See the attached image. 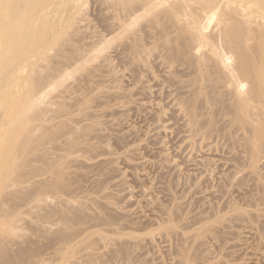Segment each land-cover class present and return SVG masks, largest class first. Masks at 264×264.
I'll return each mask as SVG.
<instances>
[{
	"label": "bare ground",
	"instance_id": "bare-ground-1",
	"mask_svg": "<svg viewBox=\"0 0 264 264\" xmlns=\"http://www.w3.org/2000/svg\"><path fill=\"white\" fill-rule=\"evenodd\" d=\"M89 1L0 0V189L3 195L6 194L4 190L10 191L7 193L11 198L10 203L17 202L18 198L22 201L30 198L37 201V217L41 223L40 238L44 240L46 246L55 247L58 252L63 253L70 252L75 247H96L97 241H92L94 235H98L99 241L105 243L108 242L110 235L116 237L127 235L128 229L136 230V226L139 225L130 218V215H125L124 212L123 215L116 216L114 213L113 215L106 210L108 207L97 203L95 205L99 206L97 208L101 211L88 213L91 209L88 206L91 198L87 195L88 198L84 197V193L80 192L86 177L77 176L70 170L73 167L70 165V157L81 153L84 155L83 160L86 158L90 163L95 157L97 160V156H100L94 157V153L98 154L97 151H101L100 145L108 141L102 133L99 136L96 134L95 138L92 137L103 122L100 111L96 110L97 112L94 111L93 114L91 112L90 115H85V121L78 122L72 117L76 105L71 106L61 101L63 99L59 96L60 92L57 95L64 87L63 82L75 71L82 68L85 71L86 63L92 60L89 58L84 66V59L80 60L83 55L82 48L79 50L73 47L77 44L74 36L79 30L78 18L86 10L85 6L89 5ZM98 2L104 7L103 12L107 10L111 13L109 17L112 20H109L113 29H111L113 36L111 35L109 40L106 38L108 36H104L107 40L100 42L104 47L98 53L106 52L111 45L116 44L118 59L122 66L133 74L134 87L141 84L145 78L148 84L157 80L161 91L164 90L163 99L172 98L171 100L177 102V106L180 107L181 113H184L192 140L195 137L208 140L214 138V135H220L224 140L229 138L226 140L230 141L234 149H237L234 151L241 155L236 161L237 168L245 170L249 168L257 172L261 168V161L264 160V0H98ZM72 6L74 8L80 6L79 12L68 19L66 13ZM103 17L102 15L101 18ZM69 59L77 61L74 65L82 61L83 66L79 64L74 69L72 67L73 70L70 67L71 71L66 74L65 64ZM85 72L90 73L89 69ZM116 87L118 89V86ZM149 89L151 90L150 87ZM50 96L55 97L49 99L53 101H46ZM87 102L84 99L82 105ZM160 103L162 106V102ZM83 122H86V125ZM108 137L107 135L106 138ZM233 159L235 161V158ZM97 163L95 161L94 164ZM237 175L229 179L226 188L237 186L234 183ZM240 182L238 186L243 185V181ZM27 184H30L32 191L23 189L22 186H28ZM100 188H103L102 184H98V189ZM64 194H76L72 205L58 202L52 206L53 204L48 203L54 195L62 197ZM85 198L89 201L87 202ZM12 205L6 207L15 211L16 207L13 209ZM236 206L225 204L223 207H217L211 219L221 218V214L230 209L229 207L231 209L234 207V210L238 211L239 208ZM180 208L182 207L177 206L168 212L169 217L172 214L175 217V214L182 212ZM8 210L2 209L0 218L4 217ZM199 218L202 219L196 225L209 223L206 221L210 218ZM103 227L107 228L104 230ZM14 228L11 225L8 231L3 229L0 220V232L13 234ZM141 228L143 230V227ZM125 243L127 242L124 241L121 247H127ZM13 254L8 248H0V264L27 262L40 264L37 253L31 249L21 250L17 255Z\"/></svg>",
	"mask_w": 264,
	"mask_h": 264
},
{
	"label": "rangeland",
	"instance_id": "rangeland-1",
	"mask_svg": "<svg viewBox=\"0 0 264 264\" xmlns=\"http://www.w3.org/2000/svg\"><path fill=\"white\" fill-rule=\"evenodd\" d=\"M88 4L85 6L87 12L83 7L85 15L83 13L79 18L77 17L79 20H77L79 22L77 29L79 30L76 34L78 36H74L77 44L73 47L79 48V50L82 48L83 55L80 60L84 59V66L85 61L95 60H90V63H86L85 66L87 68L85 71L89 69L91 74L89 73V75L88 72V75L85 74L84 68L75 71L71 77L65 80L66 82H63L64 87L57 92V95L60 92L59 96H62L61 99H63L61 101L71 106L76 105L73 108L75 110L72 116L73 120L82 122L91 112L93 114L96 110L100 111L103 122L97 128L98 132L95 133V136L92 135L94 132L90 134L95 138L96 134L99 136L102 133L108 141L105 142L106 144L100 145L101 151H97L98 154L94 153V157L100 156H97L98 161L96 157L94 161L91 160L93 162H90L91 165L89 161H86V158H84L86 161L84 163V155L81 153L80 156L78 155L79 157L77 154L73 155L76 158L70 157V165L73 166L70 170L77 176L86 177L87 182L83 183L84 186L81 187L80 192L84 193V197L90 196L89 198L94 201L92 204L93 201L91 199L89 201L86 196L85 199L87 202L89 201L88 206L91 208L88 213L100 212L97 205H103V207L109 208L106 210L116 216L123 215V212L125 215H130V218L138 222L139 225L138 227L135 225L136 230L128 229L127 235L119 237L110 235L108 242L105 243L99 241L98 235H94L92 241H97L96 247H75L74 250L67 253L58 252L55 247L46 246L44 240L40 238L39 225L41 223L38 222L37 217V201L32 198L22 201L18 198L16 204L10 203V195L7 196L10 191L4 190L6 194L3 195L4 193L0 189V211L8 210L9 207L6 206L9 204L14 205H12L13 209L16 207L15 211L11 208L5 212L4 217L0 218L3 229L8 231L11 225L15 227L13 234L6 231L0 232V248L10 249L12 254L16 250V254L13 255L19 254L21 250L31 249L37 253L40 264H264V160L261 161V168L258 170L260 172H253L249 168L246 170L237 168L236 161L241 155L234 151L237 149H234L232 143L226 140L229 138L224 140L222 136L214 135V138L208 140L200 137H195L192 140L184 113H181L180 107L177 106V102L171 100L172 98L163 99L164 90L161 91L157 80H154L155 83L151 80L152 84H148L147 78H145L141 84L134 87L133 74L128 68L122 66L118 59L116 44H114L115 46L111 45L110 48L108 46L109 50L106 48L108 51L102 52L103 54L98 53L104 47L101 46L102 43L100 45V42H105L106 38L109 40L113 36V29L110 26L112 25L110 22L112 20L111 13H108L107 10L103 12L105 9L98 0H90ZM79 7H70L66 13L67 18L70 19L71 15L78 13ZM102 15L103 18H101ZM104 26L110 29L107 30ZM104 36L108 37L104 38ZM104 60L106 63L109 62L108 60L111 62L106 64ZM68 61L65 64L66 69L64 67L66 74L71 71L72 67L74 69L75 66L82 65V61H79V64L76 63L77 65H74L77 62L75 59ZM91 75L92 77H88ZM149 90L150 92H148ZM50 98L51 96L46 101L52 102L53 100H49ZM84 99L88 102L82 105ZM112 100L113 102H111ZM160 102H162V106ZM101 129L102 131H100ZM107 135L109 139L106 138ZM80 160L81 162H78ZM100 160L106 164L103 165ZM95 161L98 162L97 165L94 164ZM234 175L240 177L235 176L240 179L235 178L234 183L237 186L233 183L235 185L233 188H226V183L228 184L229 179L231 180ZM241 180L244 187L242 184L238 186V182ZM98 184H102L106 190L98 189ZM27 185H23V189L31 190L30 184ZM75 197H77L76 194H64L62 197L54 195L52 199L48 200V203L53 204L52 206L58 202L72 205L71 202L74 203ZM96 203L97 205H95ZM225 204H235L239 210L235 211L234 207L232 209L229 207L230 209L221 214L220 220L218 217L211 219L215 209L217 210V207H223ZM177 206L182 207L180 213L183 216L177 212L175 217L173 214L169 217L168 212L173 211ZM207 216L210 218L209 221H206L209 222L207 225L202 223L196 225L202 219L199 217L209 219ZM143 221L145 222L143 223ZM171 221L172 225L170 226ZM139 226L143 227V230ZM111 228L108 229L111 231ZM113 228L116 227L113 226ZM124 241L127 242L125 243L127 247H121ZM30 263L33 264L32 262L26 264Z\"/></svg>",
	"mask_w": 264,
	"mask_h": 264
}]
</instances>
